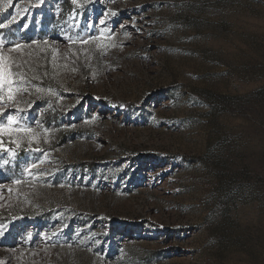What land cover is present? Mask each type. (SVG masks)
Masks as SVG:
<instances>
[{"label":"rangeland","instance_id":"374dc122","mask_svg":"<svg viewBox=\"0 0 264 264\" xmlns=\"http://www.w3.org/2000/svg\"><path fill=\"white\" fill-rule=\"evenodd\" d=\"M9 21L29 83L0 124L32 132L0 134V264H264V0H0Z\"/></svg>","mask_w":264,"mask_h":264},{"label":"snow or ice","instance_id":"6c2138e0","mask_svg":"<svg viewBox=\"0 0 264 264\" xmlns=\"http://www.w3.org/2000/svg\"><path fill=\"white\" fill-rule=\"evenodd\" d=\"M77 0H73V3H76ZM11 3V0H9ZM7 7V5H5ZM15 17H13V20ZM12 21H9L8 24H0V29H4L9 27ZM71 37L69 40L71 41ZM97 39L96 37H92L91 40ZM74 43V41H73ZM82 44L90 43V40H81ZM22 46L20 44L15 45H5L2 40H0V101H3L5 98L11 104L16 103V98L18 95H22L25 92H28L27 85L29 83L27 75L23 70V63H17L11 56L13 51L20 50ZM4 48H7V54L4 52ZM26 63V62H25ZM46 74V73H45ZM37 92H41V89H36ZM6 93V97H5ZM50 95H54L55 93L49 90ZM5 109H0V114H2ZM18 111H22L18 109ZM7 125L0 124V134L4 132L11 133L13 131L20 132H32L31 129H16L10 127L14 125L16 121L12 116L7 117ZM3 141L0 140V145H2ZM19 183V181H17Z\"/></svg>","mask_w":264,"mask_h":264}]
</instances>
